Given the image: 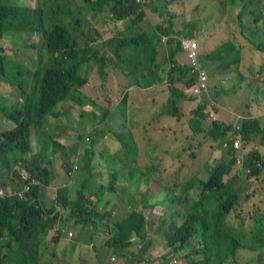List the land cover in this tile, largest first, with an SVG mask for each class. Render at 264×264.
Listing matches in <instances>:
<instances>
[{
	"label": "trees",
	"instance_id": "16d2710c",
	"mask_svg": "<svg viewBox=\"0 0 264 264\" xmlns=\"http://www.w3.org/2000/svg\"><path fill=\"white\" fill-rule=\"evenodd\" d=\"M256 1L264 7V0H227L228 4L223 7L224 13L229 10L231 13L236 12L237 19L240 21L238 27L244 29L241 35L246 39L242 48L235 47L233 43L236 40H232V42L218 41L215 48L217 52L213 56L217 58L215 60L226 62L230 68L241 67L244 61L243 59L241 62V58L248 53L250 56L252 55L248 64L249 68L261 67L264 71V60L261 56L255 57L258 52L264 54V38L258 37L260 31L264 35V23L260 24L264 22V20L260 22L264 17L261 13L262 8L258 6V3L255 4ZM79 3L84 7L86 6L85 9L79 7ZM140 5H144L145 9H152L155 12L160 7V4L153 5L152 0H139L137 2L135 0H30L27 4H21L18 0H0V85L5 81L13 87V92H9L6 98L0 92V99L3 97L8 102V107H6L2 106L0 100V113L1 117L14 123L12 127H5L1 123L2 121L0 122V163L5 168L17 163H19L18 166H21V170L19 168V172L17 171L15 174L17 176L15 186L10 190L5 186L7 194L0 200V264H40L43 262V259L39 257L38 246L41 242L47 241L46 233L43 234L42 232V222L46 218L49 226L55 229L52 238L55 244L64 236L69 239L75 236L73 232L75 229H72L74 224L103 234L107 247L110 248L111 246L116 251L118 249L123 251L132 248V246L138 247L145 243L148 238L146 217L152 203L144 204L143 200L147 199L146 186L149 180L155 176V166L154 164L147 166L146 172L143 171L147 176H143L142 173L137 172L139 166L128 164L129 160L132 162L138 160L137 144L128 137V117L131 115V110L123 113L124 116H128L127 119L125 117V122L120 121L117 125L111 126L119 131L121 139L117 140L118 145L114 148L113 155H107L110 166H105L100 172L96 171L98 166L90 164L94 154L92 150L87 151L91 156L87 158L88 162L85 165V157L74 152V149L75 151L78 150V148L76 149L77 145L73 148L68 147L69 150L68 148L66 150L67 152L70 151L71 154L60 165L69 169L70 166H79L80 162L81 168L85 170L83 181L80 186L68 188L65 185L64 188L59 189L58 193L55 192L56 196L53 202L44 200L45 193L53 182V176L47 165L51 161L44 162L45 157H47L48 144L52 141L54 144H58L61 138L68 136H74L72 139H78L76 143H82L85 140L83 139L84 134L78 132L75 125V122L78 121L79 123L80 121H74V118L80 116V119H85V115H89L94 124L98 125L100 121H105L110 115L109 106L101 108L103 111L100 119L95 111H86L87 104L91 103L97 109L99 106L95 101L88 102L89 98L82 90L88 82L79 73L82 64L92 62L98 73L104 76L106 73L104 67L108 63L113 66L122 63L129 75L134 76L135 84L140 87L158 84L165 80L168 83L169 96L162 111L158 113L180 117L177 102L189 97L191 88L197 82V72L190 74V69H186V65L180 64L178 59L182 51L178 37L193 35V31L190 30L192 24L183 22L185 29L183 32L173 31V21L167 24L160 22L156 25L158 28L152 26V29L149 27V31L134 34L123 33L124 30L117 29L109 43L112 53L117 55L116 60L107 54H99L95 48H93L94 52H90L86 48L85 51L81 50L79 47L81 33L76 32L77 30L72 23L69 24L71 18L78 19V24H82V18L79 19L77 13L85 16V19H89V16L92 19L94 16H98L103 20L110 19L114 23L128 17L133 12L139 14L138 17H143L145 12L140 10ZM63 7L67 10H64ZM244 9H248L244 12V15L246 12L249 15L247 20L243 18L242 11ZM65 15L69 16V20H62ZM194 21L197 22L199 29L203 20L200 22L198 19H194ZM134 22V20L131 21V23ZM127 27L129 28V26ZM245 28H248V32L245 31ZM85 29V37L87 36V41L91 42L92 45L95 40L87 20H85ZM235 30H238L237 27ZM207 31L208 28L204 33ZM23 34L27 36L36 34L40 39V44H29L32 47L41 48L36 61L31 62L33 67L24 66L20 63L21 61L11 58L9 52H15L16 48L5 45L13 36ZM162 36L167 38L163 39ZM162 42H165L163 43L164 50L158 46ZM227 44L231 45L227 48ZM95 47L99 48L96 44ZM119 48L122 52L118 50ZM133 51L137 54L135 57L131 56ZM159 52L162 58L157 60L156 55ZM236 52L237 54L233 55ZM184 56L189 62L187 56L185 54ZM238 61H240L239 65L237 64ZM180 79L184 83H182V87L176 84ZM18 101L20 103H15ZM204 109V105H199L194 109L193 117L188 121L190 130L207 131L209 137L216 140L222 139L224 133L234 128L233 125L221 124L214 120L211 122L212 127L209 126L208 130L204 129L203 125L206 124L203 123V120L206 119ZM158 113L155 119L159 115ZM53 114L56 117L50 123V117ZM67 117H70L69 122H67ZM49 124L52 125L51 131L48 130ZM61 125L64 130L60 133H64V136H57L53 139L51 134ZM241 126L242 135L247 136L248 140L251 137L248 132L253 126L256 128L255 130L261 131L255 120H243ZM68 130L70 131L68 132ZM95 133L97 134L96 131ZM35 138L39 148L33 154L32 140ZM38 138H41V141ZM89 139L92 140L90 136ZM69 141L70 139L67 140V144ZM90 143V147H92L95 139ZM7 153L8 156H6ZM28 154H30L29 158L27 157ZM74 155H76L75 165L71 161ZM191 155H195V151ZM117 163L124 166H115ZM163 163L162 160L161 164ZM259 163H262V157L258 150H253L247 157L248 166H239L241 170L233 166L236 164V157L231 158L229 162H219L214 166L207 164L204 168L209 171V175L204 174L201 177L199 173L193 172L191 177L183 175L180 190L175 193V188L171 187L167 191L168 208L166 215L164 213L158 217L165 225L170 220L171 222L174 221L176 216H181L179 214L181 212L176 208L179 203L177 198L179 193L184 197L187 195L186 200L188 198L189 205L179 224L171 229L172 223H170L163 231L164 243L161 250L164 253L158 254L160 263L185 252L183 258L187 264H225L229 261V257L237 253L240 247L253 252L256 250L254 247L258 245L257 242L252 245L251 248L254 249L252 250L250 245L242 241L240 236L246 230L245 227L251 230L247 233H252L253 236L260 238L261 243L264 241V220L253 219L255 210H252V207L250 209L247 201L253 196L252 206L256 207L257 202H253L257 199L255 197H259V201L264 199V195L257 187H250V181L258 178L257 173L264 166V164L259 166ZM232 169L234 170L233 175H231ZM23 170L29 172L30 176L23 178ZM122 173H124L123 178ZM107 174H109L108 177H106ZM242 174L244 175L242 176ZM241 177L244 179L241 180ZM132 178H136V180L130 186H134L136 189L142 181L146 191L143 190L144 192L137 196L136 194L132 195L133 189L129 195V200H126L124 199L125 194L122 193L124 186L121 189L118 188V184L114 180L117 179L121 183L120 181L131 180ZM245 179L250 180L249 183L238 186V183ZM0 182L2 183V178H0ZM197 184H200V194L198 193V198H195L191 192L193 193L192 188L195 189ZM245 185L250 188L249 192H244L241 195ZM113 190L116 193L119 192V195L117 197L108 196L110 197L108 202L112 204V211L113 209L117 210L118 218L115 214V216L112 215L110 221L103 222L98 215H95V209L100 197L105 193H113ZM239 207L242 208L239 209ZM233 211H236L238 216L235 223L229 220ZM248 213L250 220L244 215ZM247 220L250 222L247 223ZM234 224H239L238 227L243 232H238L239 229L234 227ZM259 229L263 230V236L255 232ZM244 234L247 236L246 232ZM4 249L7 250L6 254H4ZM120 255L123 253L121 252ZM141 257L145 259L144 256H138L130 261L134 263L137 260L138 263L146 264ZM177 258L180 260L179 257ZM263 259L264 253H261L258 259H254V262L258 264ZM48 263L46 262V264ZM150 263L151 259L147 264Z\"/></svg>",
	"mask_w": 264,
	"mask_h": 264
},
{
	"label": "rangeland",
	"instance_id": "374dc122",
	"mask_svg": "<svg viewBox=\"0 0 264 264\" xmlns=\"http://www.w3.org/2000/svg\"><path fill=\"white\" fill-rule=\"evenodd\" d=\"M30 0H18L19 3L21 4H27L29 3ZM153 5L155 4H160V7L157 9L158 11H154L152 9H145L144 5H140V10L143 12V17H138L139 14L136 12L131 13L128 17H125L121 21H117L116 23L112 22L110 19L103 20L99 18L98 16H94L93 19H85V16H82L80 13H77L81 19L82 18V24H78V19L71 18V23L74 25V28L77 30L76 32L81 33V37H79L80 43L79 47L80 49L85 51V48L88 51H93V48H95L96 52H99V54H107V56H110L111 58L116 60L117 55L111 51V46H109V43L112 40V37L114 34H116L117 29H122L124 30L123 33H136V32H144L149 29H152V26L156 27V25L160 22L167 24L170 23V21H173L172 23L173 27L175 28V32H183L185 31L183 22H189L188 24L190 25V30L194 31L198 24L194 19H198L200 16L203 18V22L205 24H209V29L206 33L200 34V41L205 40L208 44L213 43L214 41H223L227 40L228 42H232V40H236L235 47L242 48V45L244 46L246 43V39L244 38L243 35H241V32H243L244 29L239 28L240 26L238 22H240L237 19V16L235 12L231 13L229 10L227 13H224L225 10L223 7H225L226 4H228L227 0H152ZM258 2L256 1L255 4ZM258 6L262 8V17H264V7L262 4L258 3ZM79 7H82V9L85 7L79 3ZM234 7V6H233ZM64 10H67L65 7H63ZM145 9V10H144ZM248 9H244V12L247 11ZM245 20L246 18H249L248 13L243 16ZM242 18V19H243ZM223 21V26L220 27L219 29L213 28L212 26L217 25L218 21ZM62 20H69V16L65 15ZM85 20H87L90 24V27L93 31V38L95 40V43L91 45V42L89 43L87 41V36L85 37ZM134 20V23H131V21ZM264 19L262 18L260 20L263 21ZM264 22L260 23L263 24ZM129 26V28L127 27ZM243 26V25H242ZM237 27L238 30H235ZM158 28V27H156ZM158 30V29H157ZM149 31V30H148ZM236 31V32H235ZM245 31L248 32V28H245ZM211 35L212 37H210ZM184 36V35H183ZM188 36V35H187ZM193 37V35H189ZM259 38H264V35H262L261 31L259 33ZM163 39H166L167 37L162 36ZM40 39L38 35H16L13 36L8 42H6L5 45L7 47L12 48V46H15L16 54L15 52H9V56L11 58H14L16 60L21 61L20 63L23 64L24 66L27 67H33L31 65V62L36 61L38 54L41 52V48L38 46L32 47L29 44H40L39 43ZM163 43H160L158 46L162 50H164ZM96 46H99V48H96ZM231 44H227L228 46ZM121 51V49H118ZM216 51V50H215ZM122 52V51H121ZM182 54H185L184 51H181ZM233 54V53H232ZM234 53L233 55H236ZM137 54L135 51L131 53L132 57H135ZM186 55V54H185ZM157 60L159 58H162V55L160 52L156 55ZM49 58V57H48ZM263 62V61H262ZM262 62L261 65H262ZM125 66L124 64H119L118 66H113L111 63H108L104 67V71L106 72L104 76L100 75L97 71L96 66L92 62H87V64H82L79 69V73L84 76L87 79V84L82 88L83 92L87 95L88 102H93L95 101L99 109H97L96 106L90 104H87L86 111H95L97 114V117L100 119L102 116V111L103 109L108 107L110 108V115L107 117L105 121H100L98 125H95L94 122L92 121V118L89 117V115H85V119H80L81 117H75L74 121L79 120L80 122L78 123L75 122L76 129L78 132H81L84 134L83 139H85L82 143H76L78 139H72L74 136H68V137H63L64 133L63 132V126L61 125L60 128H56L53 133L51 134L53 136V139L55 137H63L61 138L58 142V144H54V141L52 143L48 144V148L46 150L47 157H45L44 162H50L47 163L48 166H61V162L66 160L67 157L71 154V152H67L68 147H74L76 146V149L78 150L74 152H77L80 154L81 157H85V165L87 164V158L91 156L87 151L92 150L93 155H92V162L90 164L92 166H98L96 171H101L102 169L105 168V166H110L108 162L107 155L112 156L114 153V148L118 145V139H121V135L119 134V131L117 129H113L111 126L117 125L120 121L125 122V117L127 119L128 116H124L123 113H126L125 111L131 110V115L128 117V137L132 139L133 142L137 144V161L132 162L128 161V164L130 166H139L137 168V172H140L145 176L146 174V169H148L147 166H155L154 168V174L153 178H151L146 186L147 188V194L149 192H153L154 196L150 198V200L147 202L151 204V208L147 212V223L150 232H152V236L150 235L149 239L153 238V245H158L162 246L164 243V239L161 236L165 228L167 227L164 223L161 222V219H159L160 214L166 215V211L168 208V204L166 201V195L167 191L172 188H175V193L178 192L180 189V184L183 181L182 176L180 175L182 171L181 166H185L187 168V171L185 172L186 176L185 177H191L192 172L193 173H199V176L203 177L204 174L209 175V171H207L204 166H207L206 163H214L210 158L214 155H220L222 154V147L219 145L220 142L217 144H212V148L207 146V151H202L198 152L197 155H191V153H194L195 150H191L188 148V146H192V148L197 150V146L208 141L209 136L208 133L206 132H194V133H199L200 137L198 139V143L194 141L193 139V131L190 130L189 128L183 133H180V135L174 136L177 132L176 128H186L187 127V122H188V116L184 117L183 120L175 119V116H168L169 121H156L155 116L157 115L158 112H161L163 109L164 101L167 99L168 96V91L164 92L167 89V84L163 83L166 87H163V84L160 83L158 87H140L139 85L135 84V78L133 75H129L128 71L123 67ZM132 83V84H131ZM14 89H16L14 87ZM0 92L3 94V97H7L9 92H13V87L9 85L7 82L3 81V84L0 85ZM151 96H154L152 98ZM1 98V104L2 106H7L8 102L5 100V98ZM216 101H218L219 105L220 102L222 101L221 96L215 95L214 97ZM154 101L156 102V106L151 107V109L145 110L146 106H150V102ZM23 102V101H21ZM15 103H20L15 102ZM24 103V102H23ZM243 108V106H240ZM85 109V108H84ZM101 109V110H100ZM2 110V109H1ZM121 110H123L121 112ZM155 110V111H154ZM187 110V109H184ZM153 111V112H152ZM121 112V113H120ZM56 114V113H55ZM53 114L50 117V123L53 121L56 117V115ZM123 114V115H122ZM159 114V113H158ZM187 114V111H186ZM0 113V122L5 125V127H12L14 123L8 119H4L1 117ZM172 118V119H171ZM2 119V120H1ZM70 117H67V122H69ZM84 120V121H82ZM177 120V121H176ZM254 120V118L250 119ZM66 122V123H67ZM127 122V121H126ZM52 125H48V130H52L50 127ZM66 126V125H65ZM64 126V127H65ZM80 126V127H79ZM209 124H206V128L208 130ZM168 128V130H166ZM173 128V129H172ZM68 129V128H67ZM66 129V130H67ZM166 130V131H164ZM70 130H68L69 132ZM97 132V134L95 133ZM54 132H56L54 134ZM168 132V133H167ZM161 139H159V136ZM86 136V138H85ZM89 136L92 138L90 141ZM95 137V138H94ZM173 137V138H172ZM191 137V138H190ZM223 138L228 137V132L224 133L222 135ZM41 141V138H38ZM70 139L69 144H67V140ZM95 139V143L90 147L91 143ZM49 140V139H48ZM221 144L223 143L222 139ZM72 141V142H71ZM191 142V144L187 145L188 142ZM33 154L36 153L37 148H39L37 139H33ZM71 142V143H70ZM67 144V145H65ZM65 145V148L63 147ZM126 147V145H124ZM253 148V147H252ZM127 151L128 148L126 147ZM245 147H243V151H245L247 154H244L242 157L243 164H238V166H248L247 165V157H248V152L251 149V146L249 145L246 150H244ZM69 150V148H68ZM140 152V153H139ZM211 152V153H209ZM164 154L168 157V160H164L163 164H161V159L159 154ZM170 153H173V155H169ZM9 154L7 153L6 156ZM30 154L27 155L29 158ZM139 156V157H138ZM164 157V156H163ZM142 158V159H140ZM159 158V160H158ZM72 164L75 165L76 163V155L72 156ZM211 161V162H210ZM223 160L219 161L222 162ZM217 162V163H219ZM215 163V164H217ZM19 163L16 165L13 164L12 166H9V168H5L4 166L1 165L0 163V173L2 178V183L0 182V187L5 188L7 186V189L10 190L12 187L15 186L16 184V178L15 176L16 172H19V168L21 170V166H18ZM213 164V166L215 165ZM79 166H82V164L79 162ZM115 166H124L123 164L117 163ZM142 166V167H141ZM100 167V170H99ZM201 168V170H200ZM144 171V172H143ZM199 171V172H198ZM55 173L54 171H52ZM122 173V178H123ZM62 176V178L60 177ZM60 176L58 179L55 177L53 178V182L49 188V197L53 195L55 192L58 193L59 189H62L65 187V184H68L70 181V174L67 173V171H61ZM109 174H107L106 177H108ZM147 176V175H146ZM181 176V177H180ZM63 177H67V179H64ZM116 177V175H114ZM263 178H264V173H263ZM57 180H60L58 183H56ZM122 180V179H121ZM136 180V178L130 179H125L123 181H120L119 183L116 180V184H118V188H124L123 192L125 194L124 199L129 200V195L132 193L134 186H130L133 181ZM144 182H140V185L138 188L134 189L133 194H136L137 196L141 195V192L144 190ZM244 185L243 182L238 183V186ZM130 186V187H129ZM68 186V188H71ZM251 188L257 187L261 194L264 195V191H262L259 187H264V180L259 182L256 180L251 181L250 183ZM129 188V189H128ZM6 189V188H5ZM128 189V190H127ZM194 191L193 193L191 192V195L194 196L195 198H198V193L200 194V184H197L195 186V189L192 188ZM120 191V190H119ZM146 191V190H144ZM126 192V193H125ZM150 192V193H151ZM56 193L54 196H56ZM180 194V193H179ZM177 196L179 203L176 206V208L179 210L178 216L174 218V221L171 222L168 221L167 225L172 223L170 225L171 229L175 228L176 224H179L180 219L183 218L184 211H186V208L189 205V200L186 197L182 195ZM189 196V195H188ZM54 198V197H53ZM52 198V199H53ZM257 199L253 200V202H257V206L253 207L252 206V199H254L253 196H251L248 201V205H250V209L252 207V210H255L253 212V216H255L253 219H262L264 220V199L259 201V197H255ZM54 199L51 201L53 202ZM242 207H239L241 209ZM239 209L237 210L239 212ZM124 213V212H123ZM170 214V213H169ZM248 219L250 218L249 213L244 214ZM243 215V216H244ZM111 216V214H110ZM168 215L165 218V221L167 219ZM116 218H118L116 214ZM238 219V216L236 214V211H233L230 216L229 220H231L232 223H235ZM228 220V218H227ZM250 220V219H249ZM247 220V223L250 222ZM165 226V228H163ZM239 224H234V227L238 228V232H243L240 227H238ZM246 229L244 232H246L247 236H245L244 232L240 236L242 241H245V243L250 245V249L254 250L252 245L254 242H257V246L254 247L256 250L250 251L248 249L241 248L237 251L236 254L232 255L229 257L228 260H235V264H257V262H254V259H258L261 253H264V241H260V238L257 236H253L252 233H247L250 229ZM159 230V231H158ZM251 231V230H250ZM255 231V230H253ZM257 232L260 236H263V230L259 229ZM258 238V239H257ZM256 239V240H255ZM256 244V243H255ZM55 249V247H52ZM258 249V250H257ZM229 250H230V245H229ZM44 253V258H46V262L48 263L52 255L54 254L53 251L49 249H45L43 251ZM74 250L69 249L68 250V256L69 258H75V256H80V250L75 252L73 254ZM7 253V250L4 249V254ZM185 253V252H183ZM59 255H61L60 252H58V258ZM145 257V256H144ZM182 257V256H181ZM180 257V258H181ZM155 258V257H152ZM253 259V260H252ZM142 260H144L142 258ZM252 260V261H251ZM183 264L184 263V258H183ZM43 263V262H41ZM6 264V263H5ZM49 264V263H48ZM147 264V262H146ZM154 264V262H153ZM258 264H264V259L262 262Z\"/></svg>",
	"mask_w": 264,
	"mask_h": 264
},
{
	"label": "crops",
	"instance_id": "0c3cea01",
	"mask_svg": "<svg viewBox=\"0 0 264 264\" xmlns=\"http://www.w3.org/2000/svg\"><path fill=\"white\" fill-rule=\"evenodd\" d=\"M236 13V12H235ZM237 16V15H236ZM203 18L201 16L198 18V21H202ZM218 21L217 25H214L212 27L214 28H220L223 26V21ZM201 28V29H200ZM200 28H196L193 31V39L196 40L197 42V52H198V64L202 70L205 71L207 74V79L206 83H208V88L204 90L203 92L199 94H194L193 96L183 98L177 102V109L180 114V117H176L175 119H179L180 121L184 119V117L188 116V121L190 118L193 117L194 114V109L197 108L199 105H204L205 106V113H206V119L203 120V123L209 124L211 127L213 126L211 122L214 120L218 121V123L225 124V125H233L234 128L232 130H228V137L222 138L223 143L221 144L220 139L213 140L211 139L210 141H206L205 143H202L197 146V152L196 149L192 148V146H188L191 150H195V153L197 155L198 152L202 151H207V146L212 148V144H217L220 142V146L223 148L222 154L220 155H214L212 158H210L212 161H214L215 164L221 160L222 162H229L231 158L236 157V164L233 166H236L235 168H239L242 166H238V164H243L242 157L244 154H247L245 151H243V147H245L244 150L247 149V147L250 145L251 149L249 150L252 152L253 150H258L261 157H262V163H259V166H263L264 164V71L263 68L261 67H255V69L249 68V60L251 59L252 55L250 54H245L243 58H241V62L243 61L241 67L239 68H230L226 62H221L214 57V53L217 52L215 51V48L217 46L218 41H214L211 44H208L203 41H200V37L202 32H206V28L209 29V24L201 23ZM173 31L175 32V28L173 27ZM210 31V29H209ZM133 34V33H132ZM184 34V33H183ZM207 35V33H206ZM212 37L211 35H209ZM261 56L262 59L264 60V54L263 52H258L255 54V57ZM179 62L182 65H186V69H190L189 73H192L193 67L189 62H187L184 54L182 52L180 53L179 57ZM237 64H240V61L237 62ZM256 65V64H254ZM259 66V65H256ZM177 71V70H176ZM177 82V86L182 87L183 80L180 79ZM167 84V89L164 91H168V83L163 80L161 82ZM160 83L150 85L147 87H158ZM184 84V83H183ZM163 87H166L163 84ZM192 93V92H191ZM215 95L221 96L222 101L220 102V105L218 101L214 98ZM169 96V95H168ZM167 96V97H168ZM154 98V96H151ZM166 101V100H165ZM164 101V102H165ZM206 104V105H205ZM156 106V102L151 101L150 106H146L145 110L151 109V107ZM164 106V105H163ZM240 106H243L241 108ZM215 108V109H214ZM187 109V110H184ZM155 111V110H154ZM187 111V114H186ZM153 112V111H152ZM167 114H159L156 118V121L164 122V121H169ZM253 119L258 123L259 127L261 128V131L255 130V126H253L250 131L248 132L251 137L248 140L247 136H243L240 128H242L241 123L243 120H248V119ZM172 119V118H171ZM177 121V120H176ZM205 126L203 125V128L207 130ZM188 122H187V127L182 129V128H176L177 132L174 136L180 135V133H183V131L188 129ZM173 129V128H172ZM168 130V128H166ZM164 130V131H166ZM193 131V130H192ZM194 132H206L207 131H193V139L198 143V139L200 137L199 133H194ZM168 133V132H167ZM209 136V135H208ZM235 136H240L243 137V139L246 140V143L241 145L239 148L234 147L232 144L229 145L228 147H224V143L226 141L232 142L231 138ZM159 136V139H161ZM173 138V137H172ZM191 138V137H190ZM162 140V139H161ZM192 143L189 141L187 145ZM253 147V148H252ZM211 153V152H209ZM160 159H165L164 154H159ZM169 155H173V153H170ZM195 155V156H196ZM164 156V157H163ZM166 159L168 160V157L166 156ZM159 160V158H158ZM164 161V160H163ZM211 162V161H210ZM211 164V163H206ZM182 171L181 176H186L185 172L187 171V168L183 165L181 166ZM48 169L51 171V175L53 178L55 177L56 179L59 178L60 172L61 171H67V173L70 174V181L68 184H65L66 186L70 185L73 186H80V184L83 181V176H85V170L81 168V166H70L69 169L65 168V166H48ZM248 169V168H247ZM54 171L55 173H53ZM234 170L232 169L231 175H233ZM263 173H264V166L262 169H260L259 173H257V179L256 181H263ZM230 175V176H231ZM244 174H242L243 176ZM103 176V174H102ZM180 176V177H181ZM183 176V177H184ZM62 178V176H60ZM64 179H67V177H63ZM244 179L241 177V180ZM60 180H57L56 183H58ZM248 179L243 180L242 182L249 183ZM251 182V181H250ZM52 184V183H51ZM51 186V185H50ZM246 186V185H245ZM242 188L241 195L245 192L248 193L249 189L247 186ZM262 191H264V187H259ZM128 190V189H127ZM248 191V192H247ZM113 193H105L100 197V201L97 203V208L95 209V215H98L103 222L105 221H110L112 218V215L115 216L117 210L116 209H111V205L109 204L108 200L110 197H117L119 195V192L116 193L115 190L112 191ZM144 192V191H142ZM151 192V191H150ZM147 195V199L143 200V203L146 204L148 203L147 200L149 201L152 196H154L155 191L151 192ZM55 194V193H54ZM51 195L49 197V190L46 191L44 200L46 202H51L55 197ZM110 196V197H108ZM53 198V199H52ZM110 201V200H109ZM52 205V204H51ZM50 205V206H51ZM110 211H112L111 216H110ZM47 218L43 219V224H42V232L43 234L46 233V242H41V244L38 246L40 250V255L39 257L43 259V263L40 262V264H44L46 261V258H44V246L45 249H49L54 252L52 257L49 259V264H141L138 263L137 260L136 262H131L130 260L136 259L138 256H145L144 263L146 261L148 262L151 259L150 264H183V259L184 253H180L179 255H175L170 259L163 260L160 263V258L158 254L164 253L161 250V247L156 245H153V238L149 239L150 235L152 236V232H150L148 223H147V217H146V229L148 231L147 235L148 238L146 239L145 243L138 247H133L125 250H114L113 247L110 246L107 247L105 244V238L103 234L101 235L98 232H93L84 226H75L73 225L72 229L74 230L73 232L75 233V236L72 239H69L67 237H63L59 240L58 243H54L52 238L55 233V229L53 227H50ZM167 226V225H166ZM165 228V227H163ZM167 228V227H166ZM165 228V229H166ZM159 231V230H158ZM163 236V234L161 235ZM52 247H55L52 248ZM139 250H137V249ZM74 250L73 254L80 250V256H75V258H69L68 256V250ZM58 252L61 253L59 255L60 258H58ZM123 253V255H120V253ZM167 255V254H163ZM182 256V257H181ZM115 258L114 261L111 260V258ZM155 257V258H152ZM177 257H181L180 260H177ZM142 258V257H141ZM140 259V257H139ZM235 262L232 260L227 261L225 264H235ZM184 263L187 264V261H184ZM241 264V263H240Z\"/></svg>",
	"mask_w": 264,
	"mask_h": 264
},
{
	"label": "built area",
	"instance_id": "2783aa9c",
	"mask_svg": "<svg viewBox=\"0 0 264 264\" xmlns=\"http://www.w3.org/2000/svg\"><path fill=\"white\" fill-rule=\"evenodd\" d=\"M136 2L139 0H135ZM179 43L180 48L182 51L185 52L188 61L190 62L191 66L193 67L192 73L197 72V82L196 84L191 88V94H199L203 90H206L208 88V81L207 74L204 70H202L198 64V52H197V42L195 39H193L190 36L184 35L180 36ZM232 142L226 141L224 143V147H228L229 145H233L236 148H239L241 145L246 143V140L243 139V137L235 136L231 138ZM23 178L29 177V172L26 170H23ZM34 179V178H33ZM29 189V188H27ZM7 192L5 188L0 187V200L6 196ZM112 261H114V258H111Z\"/></svg>",
	"mask_w": 264,
	"mask_h": 264
}]
</instances>
